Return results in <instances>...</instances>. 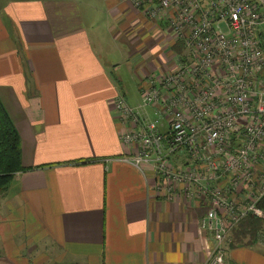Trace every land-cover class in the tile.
<instances>
[{
    "label": "crops",
    "instance_id": "1",
    "mask_svg": "<svg viewBox=\"0 0 264 264\" xmlns=\"http://www.w3.org/2000/svg\"><path fill=\"white\" fill-rule=\"evenodd\" d=\"M156 29L132 0H0V101L27 168L0 191V264L207 263L205 206L155 192L112 108L138 110L141 80L176 65ZM231 236L227 264H264V243Z\"/></svg>",
    "mask_w": 264,
    "mask_h": 264
},
{
    "label": "built area",
    "instance_id": "2",
    "mask_svg": "<svg viewBox=\"0 0 264 264\" xmlns=\"http://www.w3.org/2000/svg\"><path fill=\"white\" fill-rule=\"evenodd\" d=\"M139 9L180 52L141 80L143 113L114 98L121 141L135 148L125 159L151 174L157 194L205 206L206 264H227L233 229L264 220V0H139Z\"/></svg>",
    "mask_w": 264,
    "mask_h": 264
},
{
    "label": "trees",
    "instance_id": "3",
    "mask_svg": "<svg viewBox=\"0 0 264 264\" xmlns=\"http://www.w3.org/2000/svg\"><path fill=\"white\" fill-rule=\"evenodd\" d=\"M175 51L180 52V46L174 45ZM27 168L21 165V150L19 134L11 121L7 111L0 101V191L6 187L16 172ZM264 207V200L261 201ZM264 220L246 217L233 231V237L237 242H243V238L249 237V242L255 240L256 235L262 230ZM247 241V242H248Z\"/></svg>",
    "mask_w": 264,
    "mask_h": 264
},
{
    "label": "rangeland",
    "instance_id": "4",
    "mask_svg": "<svg viewBox=\"0 0 264 264\" xmlns=\"http://www.w3.org/2000/svg\"><path fill=\"white\" fill-rule=\"evenodd\" d=\"M133 1V5L135 6V7H137V8H139V0H132ZM138 1V2H137ZM141 11V10H140ZM142 13V12H141ZM143 14V13H142ZM146 16V15H145ZM147 17V16H146ZM149 20H151L149 17H147ZM156 31H157V34H158V30L156 29ZM161 43V45H160V48L161 49H163L164 48V46L162 45V44H164V43H162V42H160ZM166 43V42H165ZM166 45V44H165ZM170 47H172V46H170ZM148 75V74H147ZM150 75V74H149ZM131 83V81L130 80H127V79H124V82H123V84H124V87L126 88V90H128V86H129V84ZM135 97L136 96H134V95H132V100H135ZM139 110V109H138ZM139 112H140V110H139ZM147 114H148V116L150 117V118H153L154 117V113H153V111H152V109H150V108H148L146 111H145ZM140 113H143V112H140ZM244 240H243V242H237V239H236V241H235V243H237V244H242V245H247V244H250V245H254L255 244V242L256 241H261V243H264V222H263V225H262V230H261V232L260 233H258L257 235H256V237H255V240L253 241V242H249L248 240H249V237L247 236V237H245V238H243ZM248 241V242H247ZM57 252H55V253H53L52 254V252L50 251L49 252V254H52V257L51 258H55L54 256H55V254H56ZM35 257V255H33V257L32 258H34ZM52 259V260H53Z\"/></svg>",
    "mask_w": 264,
    "mask_h": 264
},
{
    "label": "bare ground",
    "instance_id": "5",
    "mask_svg": "<svg viewBox=\"0 0 264 264\" xmlns=\"http://www.w3.org/2000/svg\"><path fill=\"white\" fill-rule=\"evenodd\" d=\"M173 45H175V44H173Z\"/></svg>",
    "mask_w": 264,
    "mask_h": 264
}]
</instances>
